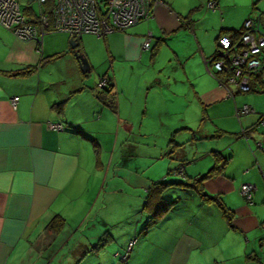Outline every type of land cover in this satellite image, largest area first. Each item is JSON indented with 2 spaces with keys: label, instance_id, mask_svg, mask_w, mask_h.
<instances>
[{
  "label": "crops",
  "instance_id": "0c3cea01",
  "mask_svg": "<svg viewBox=\"0 0 264 264\" xmlns=\"http://www.w3.org/2000/svg\"><path fill=\"white\" fill-rule=\"evenodd\" d=\"M215 1L187 2L204 10L185 17L176 0H162L150 17L83 33L75 47L48 30L38 50L0 23V264H264V84L255 77L252 90L229 85L228 94L206 68L220 34L235 36L256 14L264 28V0ZM96 64L109 92L89 74ZM243 104L252 110L237 115ZM218 157L201 185L229 218L172 184L161 192L172 204L142 230L157 205L153 182L179 163L185 180L197 176ZM242 182L253 184L250 201ZM57 214L64 223L54 230Z\"/></svg>",
  "mask_w": 264,
  "mask_h": 264
},
{
  "label": "built area",
  "instance_id": "2783aa9c",
  "mask_svg": "<svg viewBox=\"0 0 264 264\" xmlns=\"http://www.w3.org/2000/svg\"><path fill=\"white\" fill-rule=\"evenodd\" d=\"M43 4L46 0H36ZM162 0H53L50 12L39 11L27 15L17 0H0V23L11 29L19 38L34 40L40 49L42 36L48 30H60L70 36L91 33L102 36L112 30L124 29L152 15L154 7ZM207 6L216 7L215 0H208ZM151 31H147L141 42V49L150 47ZM208 72L215 77L228 94H232L229 85L240 91H246L257 77L264 84V28L258 14L243 21L240 32L231 36L220 34L217 37L216 51L206 61ZM256 77V79H255ZM106 75L97 80L99 87L106 84ZM18 99H10L14 105ZM252 109L243 104L236 110L239 115ZM259 122L264 125V112L259 113ZM50 128L60 129V122L50 121ZM182 170L179 169L178 173ZM240 192L247 201L251 200L253 184L242 182ZM264 225V223H263ZM133 240H130L123 252L119 253L120 262L128 254Z\"/></svg>",
  "mask_w": 264,
  "mask_h": 264
},
{
  "label": "trees",
  "instance_id": "16d2710c",
  "mask_svg": "<svg viewBox=\"0 0 264 264\" xmlns=\"http://www.w3.org/2000/svg\"><path fill=\"white\" fill-rule=\"evenodd\" d=\"M45 4H47L46 9H42V7L40 6V11H46V12H50V7L51 4L53 3V0H46L45 2H43ZM41 5V4H40ZM187 21V20H186ZM235 35V34H234ZM28 70V69H25ZM103 75V74H102ZM105 75V74H104ZM107 77V82L104 86L100 87L101 91L104 92V90L106 92H109L111 89V83L109 82V77L106 75ZM257 86V85H254ZM253 84L251 86V88H249L246 91H250L254 88ZM240 91V90H239ZM245 92V91H242ZM104 100H106L107 102L111 103L110 105L113 106L112 101H113V97L108 94L106 96L103 97ZM109 98V100H108ZM258 122H259V117H258ZM260 123V122H259ZM169 152V151H168ZM218 159H221V162L215 163L210 169L206 170L203 173L198 174L197 176H192L189 179H184V174L183 172L178 173L179 169L182 170V163H179L177 166H175L174 168H171L168 172L165 178H161L155 182H153L151 184L150 187H148L147 189V195L150 196V200L148 201H153L155 202V207L153 208L152 206H149V203L147 202V204L145 205V207L149 208H153V209H149L150 213L149 215L146 217L145 221L142 224V230L145 231V229L148 227L149 224H151L152 222H154L158 217H160L162 214H164L169 206L172 204V201L169 199L164 198L161 195V192L163 191L164 188H166V186L172 185V184H180V185H186L189 186L191 189H193L202 199H206V200H211L216 202V204L222 209V211L224 212V215L226 218H229V213H228V209L225 206V204L223 203V201L220 199V197L218 195H213V194H208L204 191V189L202 188L201 185V181L206 178L207 176H209V174L214 170L217 169L218 166L223 162V157H218ZM175 175L177 177H174L175 179H167L169 176L171 175ZM183 177V178H182ZM64 223V218L62 216H60L59 214L55 215L54 217H52L49 222H48V226L54 230H58ZM101 240L105 239V235L102 236L100 238ZM120 259V258H119Z\"/></svg>",
  "mask_w": 264,
  "mask_h": 264
},
{
  "label": "rangeland",
  "instance_id": "374dc122",
  "mask_svg": "<svg viewBox=\"0 0 264 264\" xmlns=\"http://www.w3.org/2000/svg\"><path fill=\"white\" fill-rule=\"evenodd\" d=\"M18 1V3H19V5H20V7H21V10L25 13V14H27V15H34L35 14V12H38L39 11V9H40V6L42 7V9H46V7H47V4H45V3H43V4H39L36 0H31V1H28V0H17ZM177 1V4L180 6L179 8H181V9H184V12H186L187 10V12L185 13V14H183L184 12L183 11H181V12H183V13H181V14H183L182 16H185V17H188L189 15H191L190 14V12L189 11H194V12H196V13H200L202 10H204V7L202 6V5H200V6H193V7H191L192 6V4H194V3H192L190 6H186V3L187 2H190L191 3V1H193V0H176ZM177 7V6H176ZM189 7H191L190 9H189ZM177 9H178V7H177ZM176 10V9H175ZM178 10H180V9H178ZM238 34V33H237ZM236 34V35H237ZM158 57H160V56H158ZM102 68H103V64H96V68H95V70L94 71H92V70H90L89 71V74L94 78H96V77H98V75H97V73H98V71H101L102 70ZM103 72V71H102ZM138 75V74H137ZM94 78V79H95ZM150 123V121L149 120H147V121H143V126H146L147 124H149ZM153 123H154V121H153ZM161 137V136H160ZM158 140H159V144H160V146H161V143H162V140L158 137ZM144 156H146V157H149L148 155H144ZM211 164V163H210ZM210 165H208V167H209ZM208 167H206V168H208ZM171 175V174H170ZM171 176H174V177H177V176H175V175H171Z\"/></svg>",
  "mask_w": 264,
  "mask_h": 264
},
{
  "label": "water",
  "instance_id": "95a60500",
  "mask_svg": "<svg viewBox=\"0 0 264 264\" xmlns=\"http://www.w3.org/2000/svg\"><path fill=\"white\" fill-rule=\"evenodd\" d=\"M78 37L79 36H70L69 40H68L69 44L71 46L75 47L78 43ZM74 54L78 58L79 67H80L81 71L87 70L89 65H88V61H87L86 56L82 52L78 51L77 49H75Z\"/></svg>",
  "mask_w": 264,
  "mask_h": 264
}]
</instances>
